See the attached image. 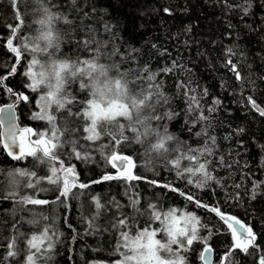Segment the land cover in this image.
<instances>
[{
	"label": "trees",
	"instance_id": "16d2710c",
	"mask_svg": "<svg viewBox=\"0 0 264 264\" xmlns=\"http://www.w3.org/2000/svg\"><path fill=\"white\" fill-rule=\"evenodd\" d=\"M249 2L250 11L245 15L242 8L247 7ZM18 6L24 19V26L18 34L20 36L34 34V29L39 27L35 21L42 14V7L46 6L73 22L69 25L63 19L56 21L57 29L65 34L61 53L71 56L79 51L82 56L89 55L82 48L78 50L75 43L76 40L85 39L87 28L92 27L97 30L95 38L107 42L105 53L117 50L111 59L104 57L105 62L121 64L122 70L131 68L141 71L147 66L150 73H157L156 82L168 98L167 104L157 106L158 111L175 112L176 115L171 120L153 122V126L167 125L169 133L184 147H203L208 136H215L216 144L212 146L214 155L208 157L212 161L210 171L215 181L204 188L189 185L155 153L146 154V144L136 143L119 146L123 154L131 155L135 160V174L146 178L132 181L135 190L129 189L127 195L125 182L113 180L92 185L82 193L74 189L77 196L70 197L65 203L21 205L15 198H6V181L0 174V237L7 238L19 233L31 236L45 224H52L60 235L46 264H115L120 259L116 251L119 236L117 229L110 227L109 218L120 211L134 214L129 197L139 193L140 204L137 207L143 212L147 211L149 204H156L165 211L175 207L180 212H191L198 216L201 225L206 226H198L199 235L207 239L214 258L221 262L233 244L231 232L224 222L214 213L198 207L194 201H188L179 192L148 183V180H156L161 184L171 183L204 204L217 206L221 212L250 225L256 233L259 247L249 248L248 254L236 249L223 264H259V259L264 256V116L253 110L247 98L252 96L264 107V0H75V3L73 0H18ZM14 23V10L9 0H0V75L7 73L14 62V55L5 46L9 33L6 25ZM105 23L111 26V31H105ZM16 43L18 41H14ZM29 58V53H23L17 73L4 81L13 92L0 87V107L16 103L22 127L31 128L33 132L46 131L48 122L38 118L41 93L31 92L24 87L26 77L22 72ZM229 59L237 65L242 80L238 81L230 70L231 66L227 65ZM173 62L176 67L171 72L160 71L172 68ZM180 84L194 91L186 95V90L178 87ZM71 90L73 94L79 91L76 85H72ZM20 91L30 95L32 102L16 100L14 93ZM189 95L197 97L204 114L209 116L207 122L193 124L196 112L188 111ZM215 100H219L220 104L214 105ZM68 107L75 111L79 105ZM209 108L215 110L209 113ZM59 115L66 116L67 112L61 110ZM68 120L70 123H81L71 116ZM241 128L244 131L237 134L236 130ZM205 130L208 136L203 135ZM196 133L202 134L198 136ZM127 134L131 135L130 132ZM34 139L35 136L28 135V140ZM103 142H107V138L97 143ZM85 143L87 150L92 151L93 160L71 161L75 163L80 179L88 181L99 178L105 172L114 173L115 170L94 150L95 145ZM220 157L224 158L223 164ZM16 168L34 169L43 174L46 165L39 164L30 156L13 160L2 147L0 139V170L6 172ZM255 183H259L260 187L256 189L253 199ZM237 184L240 187L237 188ZM40 188L47 191H39ZM21 192L35 194L36 198L55 200V186L47 183L37 185L36 190L21 188ZM92 195H99L101 203L106 205L95 221L96 227L89 225V218L96 211ZM117 203L121 206L119 209L114 206ZM33 214L49 219H40L39 224H29L28 220L32 219ZM145 218L139 217L141 221ZM153 227L160 225L155 222ZM23 240L21 236V249ZM4 243L6 240H0V245ZM203 247V243L194 242L191 249L183 253L187 257V264H203L199 258ZM5 252L6 248L0 246V256ZM23 259L21 253L12 264H19Z\"/></svg>",
	"mask_w": 264,
	"mask_h": 264
},
{
	"label": "snow or ice",
	"instance_id": "6c2138e0",
	"mask_svg": "<svg viewBox=\"0 0 264 264\" xmlns=\"http://www.w3.org/2000/svg\"><path fill=\"white\" fill-rule=\"evenodd\" d=\"M9 3L14 10L16 23L6 25L9 33L5 38V46L7 51L14 55V62L7 73L0 75V87H5L9 93L13 92L11 88H7L4 81L17 73L23 53H29L30 58L22 72L26 77L24 87L31 92L41 93L38 118L46 120L49 127L46 131L39 132H33L27 127L17 130L13 111L15 105L0 107V128L6 127L5 131L0 132V139L3 141L2 147L7 151V155L13 160L27 156L34 157L39 164L46 165L43 174L34 169L16 168L6 172L0 170L6 181L8 193L6 198H15L21 205L44 206L49 203H65L70 197L77 196V193L73 192L74 189L82 193L92 185L113 180L125 182L126 195L129 189L134 192L135 185L131 182L146 178L134 174L133 170L137 167L135 160L131 155L120 151L119 146L125 143L146 144V154L155 153L189 185L204 188L209 182L215 181L210 171L212 161L208 159L214 155L212 146L216 144L215 136H208L205 130L203 135L208 136V139L203 147H184L182 142L177 141L176 137L169 133L167 125L153 126V122L171 120L176 115L175 112L158 111L157 106L167 104L168 98L162 92L161 85L156 82L157 73H150L147 66L141 71H134L131 68L122 70L121 64L105 62L103 58L111 59L117 50L113 49L112 52L105 53L104 49L108 44L95 38L97 30L92 27L87 28L85 39L76 40L75 43L78 50L82 48L89 55L82 56L79 51L71 56L61 53L65 34L57 29L56 21L63 19L64 23L69 25L73 22L59 13L53 17L47 7H42L43 18L35 21L39 27L34 29V34L20 36L18 34L24 26L23 15L18 0H9ZM250 7L249 2L247 7L242 8L245 15L249 13ZM165 12L169 10L165 9ZM103 27L105 31H111L109 24L105 23ZM14 41L18 43L14 44ZM133 51L138 50L133 49ZM228 51L232 52L231 49ZM227 65L231 66L230 70L236 79L242 80L237 65L232 63L231 59L227 61ZM175 67L176 64L173 62L172 68H164L160 71L168 73ZM72 85H76L79 90L76 94L71 90ZM178 87L184 88L186 95L194 91L185 84H180ZM80 92L84 94L80 95ZM204 94H207L206 89ZM14 95L16 100L24 103H31L33 99L23 91ZM247 100L253 110L264 116V107H261L252 96ZM188 103V111L196 112L193 124L209 120V116L204 114L195 95H189ZM213 103L219 105L220 101L215 100ZM68 105H79V107L73 111ZM61 110H65L67 115L60 116ZM214 110V108L208 109L209 113ZM69 116L75 117L81 123L77 124L75 121L70 123ZM236 131L240 134L244 130L241 128ZM129 132L131 135L127 134ZM29 134L36 139L28 140ZM201 134L196 133L198 136ZM18 138L19 142H17ZM104 138H107V142L97 143ZM174 141L175 146H173ZM85 142L95 145L94 150L100 153L101 158L110 165L111 169L115 170L114 173L105 172L99 178L88 181L80 179V173L75 163L71 161L93 160L92 151L87 150ZM15 148L19 151H14ZM220 162L224 163L223 157H220ZM43 183L55 186V200L36 198L35 194L28 195L21 192V188L36 190L37 185ZM148 183L167 188L171 192H179L188 201H194L198 207L205 208L219 217L230 230L233 240L225 260L236 249L248 254L249 248L259 247L252 227L239 218L221 212L217 206L204 204L192 194L180 191L171 183L161 184L156 180H148ZM236 187L240 185L237 184ZM259 187V183L254 184L253 199ZM39 191H47V189L40 188ZM91 199L96 211L89 218V225L96 227L95 221L106 205L101 203L99 195H92ZM129 202L134 214L129 215L120 211L118 215L114 214L109 218L110 227L117 229L119 236L116 251L120 259L115 264H187V257L183 253L190 250L194 242L204 244L199 258L203 264H211L212 248L208 245L207 239L199 235L198 226H206L201 225L198 216L191 212H180L175 207L165 211L156 204H149L147 211L143 212L137 207L140 204L139 193L130 196ZM114 206L118 209L121 207L118 203ZM140 216L146 218L141 221ZM40 219L48 220L49 217L33 214L28 223L39 224ZM155 222H158L160 227H153ZM16 231L19 233L18 229ZM59 235L54 225L45 224L31 236L19 233L7 238L0 237V240H6V243L0 245L6 248L5 254L0 256V264H12L21 253L24 259L19 261V264H46L51 259L50 253L55 248ZM21 236L24 237L23 249L20 247ZM259 264H264V256L259 259Z\"/></svg>",
	"mask_w": 264,
	"mask_h": 264
},
{
	"label": "water",
	"instance_id": "95a60500",
	"mask_svg": "<svg viewBox=\"0 0 264 264\" xmlns=\"http://www.w3.org/2000/svg\"><path fill=\"white\" fill-rule=\"evenodd\" d=\"M12 104L15 105L13 111H14V113H15V117H16L17 130L23 129L24 127H22L21 124H20V122H19V115H18V111H17V104H16V103H12ZM7 105H10V104H4V105H2L1 107H3V106H7ZM6 124H7V121L5 122V125H6ZM5 130H6V127H5V128H1V131H0V132H3V131H5ZM17 142H19V138H18V141H17ZM1 143H3L2 139H1ZM13 150L16 151V152L19 151L18 148H15V149H13ZM6 152H7V151H6ZM213 254H214V253H213V250H212L211 257H210L211 264L214 263V255H213Z\"/></svg>",
	"mask_w": 264,
	"mask_h": 264
},
{
	"label": "clouds",
	"instance_id": "9594fccd",
	"mask_svg": "<svg viewBox=\"0 0 264 264\" xmlns=\"http://www.w3.org/2000/svg\"><path fill=\"white\" fill-rule=\"evenodd\" d=\"M43 7H46V6H43ZM49 12H50V14H51L53 17H55V16H56V13L52 12L50 9H49ZM43 16H44V14H43V12H42V14L39 16V18H38V19H41V18H43ZM38 19H37V20H38Z\"/></svg>",
	"mask_w": 264,
	"mask_h": 264
},
{
	"label": "flooded vegetation",
	"instance_id": "af4514ba",
	"mask_svg": "<svg viewBox=\"0 0 264 264\" xmlns=\"http://www.w3.org/2000/svg\"><path fill=\"white\" fill-rule=\"evenodd\" d=\"M219 259H215L214 258V263L213 264H221L222 262L218 261ZM221 261H223V258L221 259Z\"/></svg>",
	"mask_w": 264,
	"mask_h": 264
},
{
	"label": "bare ground",
	"instance_id": "6f19581e",
	"mask_svg": "<svg viewBox=\"0 0 264 264\" xmlns=\"http://www.w3.org/2000/svg\"><path fill=\"white\" fill-rule=\"evenodd\" d=\"M225 257H226V256L223 257V261H221V262H222L221 264H223V262L225 261V259H224Z\"/></svg>",
	"mask_w": 264,
	"mask_h": 264
},
{
	"label": "rangeland",
	"instance_id": "374dc122",
	"mask_svg": "<svg viewBox=\"0 0 264 264\" xmlns=\"http://www.w3.org/2000/svg\"><path fill=\"white\" fill-rule=\"evenodd\" d=\"M134 171V170H133ZM134 174H135V172H134Z\"/></svg>",
	"mask_w": 264,
	"mask_h": 264
}]
</instances>
